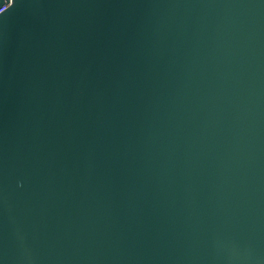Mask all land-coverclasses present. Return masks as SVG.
<instances>
[{"label": "water", "instance_id": "1", "mask_svg": "<svg viewBox=\"0 0 264 264\" xmlns=\"http://www.w3.org/2000/svg\"><path fill=\"white\" fill-rule=\"evenodd\" d=\"M0 264H264V0H0Z\"/></svg>", "mask_w": 264, "mask_h": 264}, {"label": "built area", "instance_id": "2", "mask_svg": "<svg viewBox=\"0 0 264 264\" xmlns=\"http://www.w3.org/2000/svg\"><path fill=\"white\" fill-rule=\"evenodd\" d=\"M7 6H3L2 8H0V12H2L4 9H6Z\"/></svg>", "mask_w": 264, "mask_h": 264}]
</instances>
